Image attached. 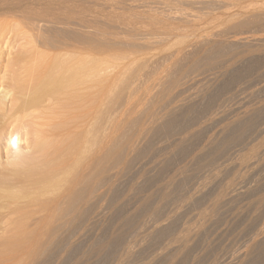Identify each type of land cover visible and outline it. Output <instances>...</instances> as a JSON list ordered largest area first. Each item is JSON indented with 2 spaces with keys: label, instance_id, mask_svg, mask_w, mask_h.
<instances>
[{
  "label": "rangeland",
  "instance_id": "rangeland-1",
  "mask_svg": "<svg viewBox=\"0 0 264 264\" xmlns=\"http://www.w3.org/2000/svg\"><path fill=\"white\" fill-rule=\"evenodd\" d=\"M82 1H83L82 2L83 8L85 6L87 7L88 4L84 0ZM92 2H94V4L92 3V6L94 7L93 9H95V13H96L95 17L97 18L96 19V29H97L96 37L97 38L99 37L98 39H96V44H95V50H96L95 51V62H96L95 66L97 69L96 70L97 73H96V82H95L96 91H95L94 96L97 102L96 110H98L97 120L95 121L96 124H94V127L97 129L96 131L98 132V133L96 132L97 133L96 137L98 136L99 138L98 137L97 138L100 141V140H103V136L105 138V135L108 133V135L106 136L107 137L110 136L108 139L109 143H107L108 146L105 145V148L107 146V148H112V150L113 148L118 149L119 146L121 147V145H129L131 148L133 147L134 149H137V148L142 149L144 148V144H147L149 145V150L151 149L149 153L151 155H145L146 157L144 156V157H141V159L140 158L137 159L140 162L135 160L132 163L129 171L123 172L121 170V167H117L113 170L112 185H113V188L115 187L114 192L117 191L118 193V194L115 193L117 196L116 202L118 204L117 203L114 204L115 208L113 207L112 211L111 210H109L108 212L102 211L103 215L102 214L100 215L101 210L98 211L99 214L97 213L98 217L96 216L97 219H95L96 225L93 228L94 231L92 230L91 231L92 233L90 232L91 234L85 233L80 236L79 243L81 246L80 247V251L82 253L81 255L90 256L89 255L90 249H92L94 246L99 244L97 242H100V240L106 239L107 237L110 238L111 236L109 234L113 235L115 231L118 232L120 227L125 223L124 226L125 228L127 226L126 229L130 227V229L127 230L130 233L126 232L125 234L126 236H124L125 244L122 245V247L124 248L122 249V247H119L118 250L119 249L120 250L118 252L116 251L117 250L116 249L115 251H112L111 254L109 253L108 256L107 255L103 256L104 252L105 254L109 252V250H106L102 252V254H100L103 258L101 256L96 257L98 255L96 256L91 255L89 261L87 262L88 264H108V263L109 264H134V262L135 264H144V263L145 264L146 263L147 264H151V263L157 264V261H158V264H170V263L178 264V262L180 263V261H177V260H174L175 262L171 261L169 263L170 261V260L168 261L169 257L166 255V253L169 254V251L171 252V254H173L171 250H174L175 247L178 246V244L173 243L175 246L172 245V243H170L171 239H168L170 238V236H168V238L166 237V239L165 237H163V240L158 241V243L152 240L151 237L149 240L148 236L150 232L152 231V229L150 228L152 227V223H149L148 218L146 216L144 217L141 216L142 217V219L140 217L141 220L139 218L138 220L136 217H133L132 216L134 214L133 211H135L134 208L135 209L137 208V204L140 203V199L143 198V195H147V193L149 194L150 192L154 193L155 191H157L158 188L162 187L163 181L165 183L167 179H169V177H171L173 174H176V172H174L175 170L177 171L179 170L180 167H182L180 168L181 170L184 168V166L186 169L187 167L186 162L187 163L190 162L189 158L193 157V153L195 154L199 153V151L201 150L200 147H203V145L206 143L207 138L217 135L219 130L222 129V126L229 123L236 115H239L240 114L239 112L242 113L251 108L258 107L260 104L264 103V10H263L264 0H94ZM241 38L242 40H240ZM19 44L21 45L22 42H20ZM219 44L221 46L224 45L223 46L224 51L222 53L227 51L225 48L229 49L231 47L230 48L231 50L229 49V51L225 52L223 56L221 55L223 61L220 58L221 56L219 57L218 61L220 62V64L222 62L223 66L221 64L219 68L203 70L201 66L202 67L204 66L205 64L204 61L206 60V56H203V55H207L208 52L213 50ZM226 45L227 47H225ZM28 47H25L26 49H23V51L21 50V48L19 50L18 49L16 50V48L14 50H11L12 55L10 57L8 55H4V54H7L6 52L0 56V86L1 84L2 85L9 84V81L12 80L13 76L17 74L16 73L18 72L17 70L23 67V64L21 66L20 65L21 63L17 62L19 58L17 59V61L16 59H14L16 57L14 56V53L17 54L18 52L16 51H20V50L22 52L26 51L25 57H27L28 55L31 54L28 52L29 49L32 48L31 46H28ZM34 50L32 49L30 52H32L33 54L34 52L37 53L39 48L35 47ZM39 52H38L39 55L36 53L34 55L31 54L32 58L30 59L35 58L36 55H38V57L40 58V56L43 53L49 54L50 57L54 55V54L53 55L50 54L47 50H44V49L39 50ZM232 53L233 55H231ZM251 53L256 57L259 56L258 60L261 61V63L260 61L257 62L256 65L254 63V66H252L253 63H250L252 66V70L250 68L249 62H247L246 59H244L245 56H246L245 58H247ZM19 54H23V53H18L17 57ZM230 55L231 57H229ZM38 57L36 59H38ZM73 57H76V56L73 55ZM231 59L233 62L231 61ZM187 60L188 62H186ZM195 60L198 62H196ZM174 62L176 63V65ZM16 63L17 64L20 63V64L17 65ZM178 65H180L179 66L180 68L177 67ZM193 65H196V67L198 66V69L197 70L193 69ZM229 65L236 70L235 74L239 73L238 75L241 77V81L235 84L233 83V81L232 83L228 81L230 84L226 85V82H223L224 80L220 79L219 76H220L221 68L229 66ZM246 68L248 70H246ZM20 71L22 70H19V72ZM14 72L16 73L15 75H13ZM257 74L258 76H256ZM190 76L193 80L190 78ZM197 76H198V79H197ZM178 77L181 80L178 79ZM219 85H221L220 87L225 85V89L219 92L218 94H216L215 90L212 91L211 95L214 97H212L211 95L206 96V97L202 96L203 93L205 92V89H208L210 87H212L213 89L214 88L213 86L219 87ZM207 100L209 101V103ZM187 105L193 106L194 110L196 111H193L192 113L193 119H194V120L192 119L193 123L190 121L191 123H189L184 133L188 135V133L191 134L190 132L197 131L198 129L199 130L202 129L201 131L202 137L200 136V138L197 139L198 141L200 140L198 144L196 140L194 141L195 143L193 142V145L190 148L189 153H188L189 155L186 154V155H183V157L181 156L184 159L179 158L178 156L173 158L172 155H170L171 154L170 148H172L176 139L178 140V136L177 137L175 136L172 138L171 136L166 137L160 134H157V136L156 135L154 136L150 134V130L154 129L156 125L158 126L161 120L166 118L164 117L167 115L165 112L171 111L173 109L175 111H178L179 110V109L177 110L178 107L181 108ZM158 113L161 114L162 116L158 115ZM156 115H157V118H159L155 120L157 124L155 123V121H153ZM259 119L260 120H258L257 122L258 126H256L255 130L252 132L251 137L250 135H249L250 138L248 136H245L243 139L244 140L246 139V140L244 141L242 139L244 143L241 141L242 143L239 144L241 147L236 146V147H231L229 149H226V150H229L230 152L229 151L226 152V150L223 151V153L219 156L220 158L219 157L217 158L216 163L214 164L215 167L214 166H212V168L209 167L210 171L208 170V168L207 170L206 169L203 170V173H202V170L201 171L193 170L194 163L192 164L193 162L192 159H191L190 164L193 165V167L190 164H187L188 168L189 166L192 167L191 173H190V169H186L184 171L185 173L187 172L186 175H188V177L184 181V184L182 186L183 193L181 191L180 196L186 195V197L187 196L191 197V199H193L194 201L192 200L188 202H183V204L182 203L178 204L176 205V207H174L173 204L164 205L163 203H162L163 204L162 205L163 207H162L160 202L159 204L157 203L158 202L157 200H156L157 202L155 201V203H157L158 206L160 205L159 209L162 208L161 212L163 211L164 213V214L160 213L162 215H160L159 218L162 216L161 218L165 220L163 221L161 220V218L160 219L158 218L156 222V226L158 225L164 226V224L167 225L169 222L166 220H168L167 218L168 217L170 218V216L172 215L171 217L173 218H170V219H173V221L176 220L175 221L176 224H174V222L172 223V226H171L172 230L170 231L173 234L170 233L171 237L176 238L177 236L179 237L180 235L185 234L187 232H188V235L187 234H186L187 236L184 235L186 236V238H188V236L191 235L189 236L190 240L188 238L190 242L187 240V244H186V246L187 245L189 246V248L188 246L186 247L187 249H189V251H187V249L185 251V255H186L185 258L187 257L188 259H184L183 264H195L196 262H197L196 264H213L215 261L218 262V264H229V263L230 264H236V263L240 264L238 263V261L233 260L234 259L233 257H235L238 253H243V251L246 249L244 247H247L253 241L259 242V240L261 241L260 242L261 244L258 243L257 246H259V248L257 247V249L256 248L254 249L256 251L255 252L253 251L252 253V255L254 254L253 257L251 255L249 259L247 258V261H245L246 260L245 259V260H241L240 262H244L243 264H248V262L253 261L250 264H264V259H263L264 250H262V248L260 249V247L264 246V244H262V242H264V239H263L264 233H261V236H260V232H259L262 230L264 231V225H263L264 224V209H263L264 208V189H263L264 188V181H263L264 180V164H263L264 150L261 153L262 155L260 154L261 158H259L260 160L263 159V161L261 160L262 162H260L259 160L258 163L259 162L260 163L259 164L257 163L258 166L257 165L255 166V164H253L254 165L253 166L251 161H249V164L246 165L248 167L246 166L244 167L242 162L240 163V161L247 160L245 159V157L250 159V157L248 156H251L253 152L252 149H254L253 147L256 148L258 143L264 140L263 138L264 137V132H263L264 117L262 116ZM146 134L148 136H146ZM139 137L141 138V140L139 139ZM168 137H170L171 139ZM105 139L103 141V144L101 145L102 143L101 142L100 143L101 146L99 145L102 149L101 148L99 149V146H98V149L100 150L98 151V154H100L102 152L101 150H103L104 148L103 145L105 143ZM139 144H141L142 146ZM0 146H1L0 154H2L1 156L2 158H4L5 157V155L3 154L5 153L3 152L4 151L3 149L4 140H2V142L0 143ZM251 146L253 147L251 148ZM250 150H252V152ZM133 154H134L133 151L128 150L125 155L126 157L131 158ZM166 154H168L169 156L168 155L166 156ZM101 155H98V156L101 157ZM187 155L189 156L188 158L186 157ZM161 160H165V162L168 160L170 162V164L168 163L167 165V170L165 169L164 170L165 172L163 171V174L158 172L159 171L158 165H160L159 161L161 162ZM241 164L243 165V167ZM259 165L261 167H259ZM244 168H245V171H244ZM207 171L209 173H211V171L213 172L209 175ZM160 174L162 175L161 178L159 177ZM190 174L192 177L190 176ZM211 175L214 178H212ZM212 179L213 181L215 180V182H212ZM146 180H149V181H146ZM193 182H195L196 184ZM253 182H254V186L252 185ZM243 187L245 191H243ZM136 191H138L139 194H137L138 192ZM189 192L190 194H188ZM222 193L224 194L227 193L228 195H231L232 199L226 202L224 199L218 200L220 194ZM240 193L242 194V196ZM244 193L246 195H244ZM259 202L261 204H259ZM215 203H217V207L213 208V206L211 205ZM120 205H123V206L120 207ZM180 205L181 207H179ZM211 208H212V211H214L215 209L216 210L212 213ZM113 209L114 210L116 209V210L113 211ZM174 209H176L175 212H174ZM177 209L179 210L180 215L177 213L178 212ZM257 209H259L260 211L258 210L259 211L258 212ZM207 211L209 214L207 213ZM110 213H112L113 215L114 214L116 215L112 216ZM202 213L203 215H200ZM174 216H176L177 218ZM203 219H205L204 222L207 221L205 222V224L203 223ZM120 221H125V222H123L122 225L121 224L119 225ZM248 221L250 223H248ZM134 222H136L135 223L136 225L134 224ZM163 222L165 223L163 224ZM199 227L201 228L200 230L198 229ZM258 227H260L259 230L256 229ZM131 229H134V230L130 231ZM196 230L198 231L197 233H196ZM246 234H248L249 236ZM167 239L169 241H167ZM133 240L137 242L136 243L132 242ZM248 242L249 243L251 242V243L249 244ZM167 244H170V245L168 246ZM244 244L247 246H245ZM124 245L127 246L129 250L131 249L130 252L132 251V253H134V257H133V254L131 253L130 258L132 259H130V261H126L127 259L125 260V257L123 255L124 254L123 252L126 249ZM150 247L152 248V250ZM209 248L212 252L209 250ZM256 253L258 254L260 253L261 255L260 254L258 255ZM164 255L165 257L166 256L167 257L165 258ZM261 256H262V259H261ZM153 257L154 258L157 257L156 258L157 260L154 259ZM258 258H260L259 259L260 262L257 260ZM123 259L124 261L122 262Z\"/></svg>",
  "mask_w": 264,
  "mask_h": 264
},
{
  "label": "bare ground",
  "instance_id": "bare-ground-1",
  "mask_svg": "<svg viewBox=\"0 0 264 264\" xmlns=\"http://www.w3.org/2000/svg\"><path fill=\"white\" fill-rule=\"evenodd\" d=\"M84 1L88 5H87V7L85 6L83 8V3H82L83 1L82 0H0V56L6 52L7 54H4V55H8L10 57L12 55L11 50H14L15 48H16V50L17 49L19 50L21 48V50L23 51V49H26L25 47H28V46L32 47L31 49H29V51L27 50L31 54H33V53L30 51L32 49L34 50L35 47H38L39 50H41V49L47 50L52 55L54 54L53 56L50 57L49 54H45L42 52L45 55L42 54L39 58L38 57L39 50L37 51V53L34 52L35 51L34 50L33 51L34 54L36 53L38 55H36V57L34 56L35 58L30 59V58H32V55L30 54V55H28L29 57L27 56L29 59L28 60L27 57H25V54H26L25 50H24L25 52H22L21 50H20L21 52L16 51L18 53H23V54H19L18 57H17L18 53L17 54L14 53V56H16L14 59H16V61H17V59L19 58L17 62L21 63V64L20 63H18V64H20L21 66L23 64V67H21L19 69L22 71L19 72V70H17L19 72V73L16 72L17 74L14 72L13 75H15V74L16 75L13 76V78L10 77V78H12V80L9 81V84H7V85L1 84V86H0V143L2 142V140H4V148H3L4 151L3 150L2 151L5 152V153H3L5 155L4 158H2V156H1L2 154H0V264H88L87 262L89 261L91 255H95V256L98 255L96 257H99V256H101L100 254H102V252H104L106 250H109V252L106 254L104 252L103 256H106V255L108 256L109 253L111 254V252L115 251L116 249H117L116 251L118 252L120 250V249L118 250V248L122 247V245L125 244L124 243V241H125L124 236H126L125 234H126V232H128L127 230L130 229V227L128 229H126L127 226L125 228V226H124L125 223L122 225V223L125 221H120L119 225L121 224L122 226L120 227L118 232L115 231V233H113V235L109 234L111 236L110 238L107 237L108 239L106 238V239L100 240V242H97L99 244L96 243L97 245L94 246L92 249H90V252H89L90 256H82L81 255L82 254L80 251L81 246L79 243L80 236L85 234V233L88 234L93 230V228L96 225L95 219H97V217H98L97 213L99 210H101V212L102 211L108 212L109 210L112 211V208L113 207L115 208L114 204L117 203L116 202L117 196L115 194V193H117V191L115 190L116 192H114L115 187L113 188V185H112V178H113L112 172H113V170L117 167H121V170L123 172L129 171L132 163L135 160L138 161L137 159H139V158L141 159V157H144L145 155H151V154H149L151 151V149L149 150V145L144 144V143H143L144 148L141 147L142 149H140V148L134 149L133 147L131 148L129 145H121V147L119 146L118 149L113 148V150H112V148H107V146H108L107 143H109L108 139L110 137V136L109 137L106 136V135H108L107 132H106L107 134L105 133L106 134L105 138L107 137L106 139L104 138L103 135H102L103 140H100V141L98 140L99 137L98 136H97L98 138L96 137V134L98 132L96 131L97 129L94 127V124H96L95 121L97 120V111L98 110H96L97 109L96 108L97 102H96L95 96H94L95 91H96L95 82H96V73H97L96 72L97 69L95 66V63H96L95 62V51H96L95 50V44H96V39H98L99 37L98 38L96 37V35H97L96 19L97 18L95 17V14H96L95 9H93L94 7L92 6V3L94 4V2H92V1H94V0H84ZM242 26H244V25H242ZM98 30H99V28H98ZM227 30H229V29H227ZM166 31H167V29H166ZM102 34H104V33H102ZM253 34H251V35H253ZM240 40H242V38ZM254 41H255V39H254ZM18 42L19 43L22 42V44L20 45ZM223 46H221L219 44L213 50L208 52L207 55L202 54L203 56H206V60L204 61L205 64L203 67L201 66V68L203 70H210V69H214V68H219L221 66L222 62L220 64V62L218 61L219 57L221 55L223 56V54H225V52L229 51V49L231 48V47L229 49L225 48L227 51L222 53L224 51ZM225 47H227V45ZM245 47H246V45H245ZM203 49H204V47H203ZM198 51H199V49H198ZM252 53L249 56L247 55L248 56L247 58H245L246 57L245 56L244 59H246V61L249 62V64L253 63L252 66H254V63L256 65V63L259 62L260 60H258L259 56L256 57ZM66 54L67 55L69 54V55L67 56ZM73 55H75L76 57H73ZM231 55H233V53ZM231 55L229 57H231ZM42 56H44V57H42ZM70 56H72V57H70ZM222 56L220 57L221 60H222ZM37 57H38V59H36ZM239 60H240V58H239ZM241 60H243V59H241ZM231 61H232V59H231ZM186 62H188V60ZM196 62H198V61H196ZM260 63H261V61H260ZM199 64H200V62H199ZM249 64H248V66H249ZM175 65H176V63H175ZM179 66L180 65H178L177 67H179ZM222 66H223V64H222ZM252 66L250 64L251 70H252ZM193 69L197 70L198 66L196 67V65H193ZM248 69H249V67H248ZM248 69L246 68V70H248ZM234 70L235 69L233 67H231L230 65L221 68L219 78L224 80L223 82H226V85L232 83V81L234 84L238 83L239 81H241V77L238 75L239 73L235 74L236 70L235 71ZM173 73H174V71H173ZM256 76H258V74ZM179 77H178V79H180ZM176 78H177V76H176ZM190 78H191V76H190ZM197 79H198V76H197ZM221 85H219V87L213 86L214 87L213 89H212V87L205 89V92L203 91L204 93L202 96L203 97L209 96V95H211L212 91H214V90L216 91V94H218L219 92H221L225 89V85L220 87ZM176 88H177V86H176ZM164 94H165V92H164ZM213 95H215V94H213ZM212 97H214V96H212ZM210 100H211V98H210ZM208 103H209V101H208ZM159 104H161V103H159ZM183 104H182V106H183ZM167 108H169V107H167ZM245 109H247V108H245ZM177 110L178 111H175L173 109L171 111L165 112L167 115L166 116L163 115V116L166 118L161 120L160 123L158 121V123H159L158 126L156 125L157 123L155 120H157L159 118H157V115H156L154 117V120H153L156 123L155 124L156 127L154 126L155 128L150 130V134L154 135V136L155 135L157 136V134L164 135L166 137L171 136V138L178 136V140L176 139V141L174 142V145L172 146V148H170L171 149L170 155H172L173 158L176 156H178L179 158H182L183 155H186L189 153V150L192 147L193 142L195 140L197 141V144H198V142L200 140L198 141L197 139L200 138L201 133H202L201 132L202 129L201 130L198 129L197 131H193L194 133L189 131L191 134L188 133V135L186 133H184L186 131L189 123H191V122L193 123L194 119H193L192 113H193V111H196V110H194L193 106H189V105L181 107V108L178 107ZM158 112H159V110H158ZM239 113H240L239 115H236L235 117L233 116L234 118L229 123L222 126L221 130H219L217 128L219 130L218 134L207 138L206 143L203 145V147H200L201 150L199 151L198 154L193 153V157H190L189 161L191 162V159H192V161H193L192 164L194 163L193 164L194 167H193V165L190 164V162H188V163L186 162V166H187L186 169H190V173H191L192 167H193V170H195V171H201L202 170V173H203V170H205V169L207 170V168L210 171L209 167L210 168H212V166L215 167L214 164L216 163L217 158L223 153V151H225L226 149H229L231 147L240 146L239 144H241L243 142V140H244L243 138L245 136L249 137V135H250V137H251L252 132L255 130L256 126H258L257 122H258V120H260L259 118L262 116L264 117V103L260 104L258 107L251 108V109L246 110L242 113L241 112H239ZM158 115H161V114L158 113ZM200 118H202V117H200ZM194 123H195V121H194ZM204 123H206V122H204ZM151 124H152V122H151ZM208 126H209V124H208ZM105 129H107V128H105ZM257 131H258V129H257ZM263 132H264V130H263ZM102 133H103V131H102ZM147 134H146V136H148ZM142 136H143V134H142ZM162 138H163V136H162ZM168 138H170V137H168ZM104 139H105V143L103 145V147H104L103 150H105V151L101 150L103 152V153L101 152L102 153V155H101L100 152H99L100 154H98V151H100L99 149L101 148L100 146L103 144ZM139 139L141 140L140 137H139ZM100 143H101V145H100ZM105 145H107L106 148H105ZM139 145H141V144H139ZM98 146H99V149H98ZM252 147L253 146H251V148ZM242 148H243V146H242ZM253 148H254V149H252L253 152H252V150H250L252 152V154L250 152L251 156H248V157H250V159L245 157V159H247L246 161L244 160V158H243L244 161H240V163L242 162L244 167L249 164V161L252 162V165L253 164H255V166L257 165L258 161L260 160L259 158H261L260 157L262 155L261 153L264 150V140L261 141L260 143H258L256 148L255 147H253ZM0 149H1V146H0ZM128 150L129 151L131 150L134 153L131 158H128L125 155ZM227 151H229V150H226V152ZM233 153H234V151H233ZM191 154H190V156H191ZM194 154H195V156H194ZM98 155H101V157H99ZM167 155L168 154H166V156ZM188 155L186 156L187 158L189 157ZM151 158H152V156H151ZM169 158H171V157H169ZM182 159H184V158H182ZM263 159H261V160L263 161ZM261 160H260V162H262ZM169 161H170V159H169ZM169 161L167 160L165 162V160H161V162L159 161L160 165H158V163H157V165L159 167V171H158L159 173L163 174V171L165 169L167 170V165H168V163L170 164ZM138 162H140V161H138ZM240 163H238V164H240ZM187 164H190L192 167L189 166V168H188ZM263 164H264V161H263ZM184 165H185V163H184ZM243 165H242V167H243ZM246 167H248V166H246ZM259 167H261V166L259 165ZM259 167H257V168H259ZM180 168H182V167H180ZM180 168H179V170H177L178 172L176 170L174 171V172H176V174H173L171 177L168 176L169 179H167V181L165 183L163 181L162 187L158 188V190L155 191L156 193L154 192L155 194L150 192L149 194L147 193V195H143V198L140 199V203L137 204V208L136 209L134 208L135 211H133L134 214L132 216L136 217L137 219L138 218L140 219L141 216L142 217L146 216L148 218L149 223H152V227H150L152 229V231L150 232L149 236L147 235L149 237V240L151 237L152 240H154L155 242L158 243V241L163 240V237H165V239H166V237L168 238V236H170V238H168V239H171L170 243H172V245H174L173 243H177L178 246L175 247V249L173 248L174 250H171L173 254H171L170 251H169V254L166 253V255L169 257L168 261L170 260L169 261V263H170L171 261L177 260L183 264L184 259H188L187 257L185 258V256H186L185 251L187 249L186 247L188 246V245L186 246L187 240H188V238L190 240L189 236H191V235H189L188 238H186V236L188 235V232H187L185 234L180 235L181 237L177 236L178 238L177 237L176 238L171 237L170 233L173 234L170 231V230H172L171 226H172L173 222H174V224H176L175 223L176 220L173 221V219H170V218H173V217H171L172 215L170 213H169L171 215L170 218L168 217L167 218L168 220H166L169 222L167 225H165L164 224L165 222H163L164 226H159V225L156 226V222H157L159 216L162 215L160 213H163V211L161 212L162 208L159 209L160 205L158 206L157 203L160 202L161 206L163 204L164 205L173 204L174 207H176V205H178V204H181V203L183 204V202H188V201L193 200V199H191V197H188V196L186 197V195L180 196L181 195L180 192L182 191V186L184 184V181L188 177V175H186L187 172L186 173L184 172L186 170L185 166L181 170H180ZM232 168H233V166H232ZM215 170H216V168H215ZM244 171H245V168H244ZM212 172L213 171H211V173ZM211 173H209V175ZM156 175H155V177H156ZM209 175H207V176H209ZM161 176L162 175L160 174L159 177L161 178ZM165 176H167V175H165ZM190 176H191V174H190ZM212 178H214V177L212 176ZM238 180H240V179H238ZM146 181H149V180H146ZM160 181H161V179H160ZM212 182H215V180L213 181V179H212ZM193 183H195V182H193ZM244 183H245V181H244ZM113 184H114V182H113ZM240 184H242V183H240ZM252 185L254 186V182ZM154 186H156V185H154ZM201 186H203V185H201ZM206 189H207V187H206ZM137 190H139V189H137ZM199 191H201V190H199ZM243 191H245L244 187H243ZM243 191H241V192H243ZM136 192H138V191H136ZM193 192H195V191H193ZM142 193H144V192H142ZM182 193H183V191H182ZM232 193H234V192H232ZM137 194H139V192ZM188 194H190V192ZM244 195H246V194L244 193ZM241 196H242V194H241ZM221 199L222 200L224 199L226 202V201L231 200L232 196L228 195L227 193L226 194L222 193V194H220L218 200H221ZM155 201L157 203H155ZM261 201H263V200H261ZM251 204H252V202H251ZM259 204H261V203L259 202ZM121 206H123V205H120V207ZM167 206H169V205H167ZM211 206H213V208H216L217 203L212 204ZM179 207H181V205ZM183 207H185V206H183ZM177 208H178V206H177ZM248 209H249V207H248ZM115 210L113 209V211H115ZM175 210L176 209H174V212H175ZM258 210L259 209H257V211ZM118 211H116V212H118ZM214 211H212V208H211V212L213 213ZM101 212H100V215L101 214L103 215V212L102 213ZM112 213H110L112 216L116 215V214L113 215ZM177 213L180 215L179 210ZM207 213H208V211H207ZM117 215H118V213H117ZM200 215H203V213ZM123 216H125V215H123ZM142 217H141V219H142ZM174 217H176V216H174ZM203 218H205V217H203ZM201 219H202V217H201ZM123 220H125V219H123ZM161 220H163V219L161 218ZM204 220L205 219H203V223L205 224V222H207V221L204 222ZM207 220H209V219H207ZM163 221H165V220H163ZM135 223L136 222H134V224ZM248 223H250V222L248 221ZM98 224H99V222H98ZM131 224H133V223H131ZM196 224H198V223H196ZM241 224H242V222H241ZM198 229L200 230L201 228L199 227ZM256 229L259 230L260 227H258ZM132 230H134V229H131L130 231H132ZM136 231H138V230H136ZM197 232L198 231L196 230V233ZM259 232H260V236H261V233H264L263 230L259 231ZM128 233H130V232H128ZM184 235H186V236H184ZM246 235H248V234H246ZM263 236H264V234H263ZM168 239H167V241H169ZM92 240H94V239H92ZM132 242H135V241L133 240ZM143 242H144V240H143ZM189 242H188V244H189ZM256 242L257 241H253L252 243L250 242L251 244L248 242L250 244L248 246L244 244L245 246H247V247H244L246 249L243 251V253H238L235 257H233L234 258L233 260L238 261V263H240V264L244 263V262H240L241 260L246 259L245 261H247V258L249 259V257L252 255L253 251L254 252L256 251L254 249L255 248L257 249V247L259 248V246H257V245L261 241L259 240V242H257V244H256ZM212 244H213V242H212ZM262 244H264V242H262ZM167 245L169 246L170 244H167ZM127 246H128V244H127ZM127 246H125L126 249L123 252L124 254L123 253L122 254L125 257V260L127 259L126 261H130V259H132V258H130L132 251L130 252L131 249L129 250L127 248ZM260 246H262V245H260ZM89 248H91V247H89ZM123 248L124 247H122V249ZM188 248H189V246H188ZM261 248H262V250H264L263 249L264 246L260 247V249ZM151 250H152V248H151ZM192 250H193V248H192ZM209 250H210V248H209ZM241 250H243V249H241ZM187 251H189V249H187ZM187 253H189V252H187ZM132 254L134 257V253H132ZM162 254H163V252H162ZM256 254H258V253H256ZM197 255H196V257H197ZM253 255H252V257H253ZM258 255H257V257H258ZM164 257H165V255H164ZM156 258L157 257H155L154 259H156ZM225 258H226V256H225ZM259 259L260 258H258L257 260L259 261ZM261 259H262V256H261ZM251 260H253V259H251ZM251 260H249V261H251ZM123 261H124V259L122 260V262ZM192 261H193V259H192ZM138 262H140V261H138ZM225 262H227V261H225ZM229 262H230V260H229ZM251 262H253V261H251ZM251 262H248V264H250ZM180 263L178 262V264H180ZM134 264H135V262H134ZM157 264H158V261H157ZM170 264H174V263H170ZM215 264H218V262H216Z\"/></svg>",
  "mask_w": 264,
  "mask_h": 264
}]
</instances>
